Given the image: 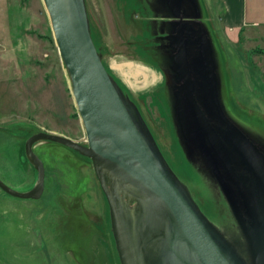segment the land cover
Here are the masks:
<instances>
[{"label":"rangeland","instance_id":"obj_1","mask_svg":"<svg viewBox=\"0 0 264 264\" xmlns=\"http://www.w3.org/2000/svg\"><path fill=\"white\" fill-rule=\"evenodd\" d=\"M173 1L84 0L91 37L170 176L240 264H263L200 147L194 118L206 124L191 105ZM198 3L217 54L214 77L221 111L258 148L264 164V90L245 82L237 71V48L231 47L228 58L213 34L211 26L221 22L210 1ZM251 60L244 57L243 71ZM39 131L86 143L43 0H0V178L18 191L36 183L24 144ZM33 150L45 167L44 190L39 199H28L0 188V264H120L109 204L92 161L51 141H37ZM110 177L102 173L108 187Z\"/></svg>","mask_w":264,"mask_h":264},{"label":"water","instance_id":"obj_2","mask_svg":"<svg viewBox=\"0 0 264 264\" xmlns=\"http://www.w3.org/2000/svg\"><path fill=\"white\" fill-rule=\"evenodd\" d=\"M43 3L70 78L86 143L47 131L30 135L24 151L37 171L36 183L18 191L0 178V188L14 197L39 199L45 167L33 144L58 143L92 161L109 204L120 264H240L170 176L132 115L93 42L84 0ZM192 42L200 48L191 58L196 76L191 105H196L207 128L194 118L196 135L257 259L259 254L264 264V164L258 148L222 113L205 39L192 38ZM104 172L112 177L109 187L102 178ZM123 186H128V196L121 191Z\"/></svg>","mask_w":264,"mask_h":264},{"label":"crops","instance_id":"obj_3","mask_svg":"<svg viewBox=\"0 0 264 264\" xmlns=\"http://www.w3.org/2000/svg\"><path fill=\"white\" fill-rule=\"evenodd\" d=\"M171 1V0H170ZM213 14L217 17L216 23L218 27L211 26L213 34L216 33L217 39H219L221 46L226 51L228 58L232 56L233 51L231 47H235L237 51L238 65H241V69L237 71L244 73L245 82H252L255 86L260 85L264 90L263 74H264V0H209ZM172 10L178 19L176 21L193 22L197 24L196 30H192V34H197L194 39L203 37L206 41L208 52L213 65V75L215 74V58L217 54L213 49V40L210 35V31L206 28L204 21H207L205 15L202 16L200 10V4L198 0H188V2H180V0H174L170 2ZM191 10L185 11V9ZM176 27V24H175ZM179 26L176 29V35L179 33ZM221 35V36H220ZM243 45V50L238 48ZM181 60L186 71V64L184 52L181 51ZM234 51V53H235ZM252 52V53H251ZM244 55V56H243ZM251 58V62L247 65L246 71H243L245 66L244 57ZM252 55H255L252 58ZM183 57V58H182ZM232 58V57H231ZM249 62V61H248ZM227 66V65H226ZM254 69L253 72L249 70ZM242 71V72H241ZM215 78V77H214ZM216 81V78H215ZM253 86V87H254ZM255 88V87H254ZM216 89L218 91V85L216 82ZM254 95V94H253ZM257 97V96H253ZM258 98V97H257ZM258 109V105H257Z\"/></svg>","mask_w":264,"mask_h":264},{"label":"flooded vegetation","instance_id":"obj_4","mask_svg":"<svg viewBox=\"0 0 264 264\" xmlns=\"http://www.w3.org/2000/svg\"><path fill=\"white\" fill-rule=\"evenodd\" d=\"M188 2V0H180V2L184 3V2ZM192 9L189 8L185 9V11H189V13L191 12ZM191 14V13H190ZM176 27L179 26V33L177 34L178 36V41H179V46L178 49L181 48V51L183 50L184 52V57H185V61H187V71H189V81L191 84L192 88H195V83H196V76L194 74V71L192 70L191 67V58L195 55H197L200 45L198 43H193L192 42V38L196 37L197 34L195 32V34H192L191 31L192 30H196L197 28V24L193 23V22H176ZM174 24V25H175ZM175 27V28H176ZM188 41H190L191 43L185 45ZM185 45V46H184ZM183 58V57H182ZM192 93V92H191Z\"/></svg>","mask_w":264,"mask_h":264},{"label":"bare ground","instance_id":"obj_5","mask_svg":"<svg viewBox=\"0 0 264 264\" xmlns=\"http://www.w3.org/2000/svg\"><path fill=\"white\" fill-rule=\"evenodd\" d=\"M131 65H132V64H131ZM119 67H121V66H119ZM113 68H114V67H113ZM117 68H118V67H117ZM141 68H142V67H141ZM121 69H122V68H121ZM142 69H144V67H143ZM137 72H138V71H137ZM123 73H124V72H123ZM143 73H144V72H143ZM124 74H125V73H124ZM141 74H142V72H141ZM143 77H144V76H143ZM146 77H147V76H146ZM144 78H145V77H144ZM136 82H137V81H136ZM165 83H166V82H165ZM148 84H149V83H148ZM150 84H151V83H150ZM152 85H153V84H152ZM150 86H151V85H150ZM161 87H163V86L161 85ZM171 87H172V85H171ZM165 88H166V87H165ZM132 91H133V90H132ZM151 98H152V96H151ZM151 100L153 101V98H152ZM155 101H156V100H155ZM154 103H156V102H154ZM154 103H153V104H154ZM157 106H158V105H157ZM158 108H159V107H158ZM158 108H157V109H158ZM159 111H160V110H159ZM161 115H162V114H161ZM6 160H7V159H6ZM1 161H2V159H1ZM1 161H0V162H1ZM8 163H9V162H8ZM7 165H8V164H7ZM13 165H14V164H13ZM0 167L2 168V166H0ZM3 167H4V166H3ZM15 167H16V166H15ZM12 168H13V167H12ZM4 169H5V168H4ZM5 170H6V169H5ZM14 170H15V169H14ZM0 171H1V170H0ZM7 171H8V170H7ZM12 171H13V169H12ZM14 172H15V171H14ZM15 173H16V172H15ZM0 174H1V173H0ZM15 176H16V175H15ZM7 177H8V176H7ZM11 178H12V177H11ZM110 178H111V177H110ZM8 179H10V178H8ZM15 180H16V179H15ZM15 180H13V181L15 182ZM13 181H11V182H13ZM22 182H23V181H22ZM22 182H21V183H22ZM123 187H124V186H123ZM124 189H125L126 191H125V190H121V191L126 192L125 196H128L129 193H130V192H129V193L127 192V191H128V190H127V189H128V186H125ZM129 191H130V190H129ZM131 192H132V191H131Z\"/></svg>","mask_w":264,"mask_h":264},{"label":"trees","instance_id":"obj_6","mask_svg":"<svg viewBox=\"0 0 264 264\" xmlns=\"http://www.w3.org/2000/svg\"><path fill=\"white\" fill-rule=\"evenodd\" d=\"M160 97L162 98V96L160 95V96L158 97V99L161 101V98H160ZM160 103H161V102H160Z\"/></svg>","mask_w":264,"mask_h":264}]
</instances>
